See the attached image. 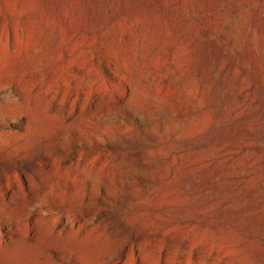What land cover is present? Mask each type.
Here are the masks:
<instances>
[{"label":"rangeland","instance_id":"374dc122","mask_svg":"<svg viewBox=\"0 0 264 264\" xmlns=\"http://www.w3.org/2000/svg\"><path fill=\"white\" fill-rule=\"evenodd\" d=\"M0 264H264V0H0Z\"/></svg>","mask_w":264,"mask_h":264}]
</instances>
